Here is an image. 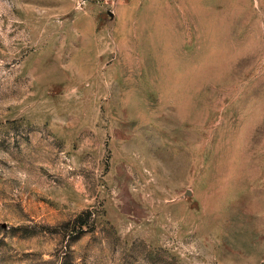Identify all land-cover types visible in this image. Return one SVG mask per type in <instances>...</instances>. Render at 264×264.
<instances>
[{
  "label": "rangeland",
  "instance_id": "1",
  "mask_svg": "<svg viewBox=\"0 0 264 264\" xmlns=\"http://www.w3.org/2000/svg\"><path fill=\"white\" fill-rule=\"evenodd\" d=\"M262 263L264 0H0V264Z\"/></svg>",
  "mask_w": 264,
  "mask_h": 264
},
{
  "label": "built area",
  "instance_id": "2",
  "mask_svg": "<svg viewBox=\"0 0 264 264\" xmlns=\"http://www.w3.org/2000/svg\"><path fill=\"white\" fill-rule=\"evenodd\" d=\"M82 1L86 2V1H93V0H82ZM97 1L107 2V1H112V0H97Z\"/></svg>",
  "mask_w": 264,
  "mask_h": 264
},
{
  "label": "trees",
  "instance_id": "3",
  "mask_svg": "<svg viewBox=\"0 0 264 264\" xmlns=\"http://www.w3.org/2000/svg\"><path fill=\"white\" fill-rule=\"evenodd\" d=\"M85 223H79V225L78 226H83ZM76 228V227H75Z\"/></svg>",
  "mask_w": 264,
  "mask_h": 264
},
{
  "label": "water",
  "instance_id": "4",
  "mask_svg": "<svg viewBox=\"0 0 264 264\" xmlns=\"http://www.w3.org/2000/svg\"><path fill=\"white\" fill-rule=\"evenodd\" d=\"M262 264H264V263H262Z\"/></svg>",
  "mask_w": 264,
  "mask_h": 264
}]
</instances>
